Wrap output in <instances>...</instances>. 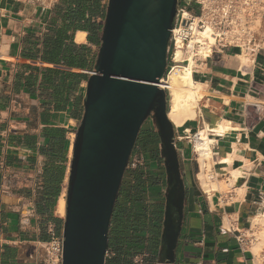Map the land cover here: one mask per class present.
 Returning a JSON list of instances; mask_svg holds the SVG:
<instances>
[{
    "label": "crops",
    "instance_id": "0c3cea01",
    "mask_svg": "<svg viewBox=\"0 0 264 264\" xmlns=\"http://www.w3.org/2000/svg\"><path fill=\"white\" fill-rule=\"evenodd\" d=\"M70 1L0 0V264H57L48 245L63 238L66 215L58 207L64 199L66 210L72 146L108 2L95 15L89 0L79 25L70 20L77 13ZM79 33L86 34L82 43ZM242 56L231 49L193 62L205 96L195 119L174 125L185 187L174 264H263L264 252H254L253 240L241 244L237 231H251L264 216V45L250 65ZM223 122L226 131L209 134L210 193L186 137ZM230 156L233 163L222 164ZM229 168L241 175L215 189L229 181ZM151 258L146 264H161L160 251Z\"/></svg>",
    "mask_w": 264,
    "mask_h": 264
},
{
    "label": "water",
    "instance_id": "95a60500",
    "mask_svg": "<svg viewBox=\"0 0 264 264\" xmlns=\"http://www.w3.org/2000/svg\"><path fill=\"white\" fill-rule=\"evenodd\" d=\"M179 0H108L74 143L61 264H106L109 230L140 131L153 117L167 176L160 263L174 264L185 187L168 116V48ZM182 218V215H181Z\"/></svg>",
    "mask_w": 264,
    "mask_h": 264
},
{
    "label": "built area",
    "instance_id": "2783aa9c",
    "mask_svg": "<svg viewBox=\"0 0 264 264\" xmlns=\"http://www.w3.org/2000/svg\"><path fill=\"white\" fill-rule=\"evenodd\" d=\"M204 33H207L208 37L203 38ZM263 45L264 0H179L168 48V69L175 65L190 64L188 58L176 60L178 52H184L196 61L231 49L239 50L250 65L263 49ZM198 134L199 131L186 137L193 145L196 160L194 144ZM144 166L143 152H133L127 170L135 171ZM237 233L241 244L248 245L252 241L247 232ZM48 250L55 262L61 264L63 238H53ZM113 255L108 249L107 259ZM148 258L149 255L144 252L133 257V263L144 264ZM262 262L264 264V253Z\"/></svg>",
    "mask_w": 264,
    "mask_h": 264
},
{
    "label": "trees",
    "instance_id": "16d2710c",
    "mask_svg": "<svg viewBox=\"0 0 264 264\" xmlns=\"http://www.w3.org/2000/svg\"><path fill=\"white\" fill-rule=\"evenodd\" d=\"M88 1L69 2L70 9L73 6L77 9V13H73L70 18L73 24L80 25L84 20ZM93 2V13L98 15L101 10V0H93ZM102 29L103 23L101 32ZM169 71L168 69L167 74ZM142 134L143 131L139 134L136 147L140 145L146 154V170L142 168L135 171L127 170L124 175L109 230V250L114 255L107 259L106 264H134L135 255L145 250L151 251L154 236L163 223L164 211H161V208L159 210L155 207L152 209L146 207L148 191H152V194L158 198L159 188L163 185L166 176L159 166L163 161L158 155L160 141L156 135L148 133L142 139Z\"/></svg>",
    "mask_w": 264,
    "mask_h": 264
},
{
    "label": "bare ground",
    "instance_id": "6f19581e",
    "mask_svg": "<svg viewBox=\"0 0 264 264\" xmlns=\"http://www.w3.org/2000/svg\"><path fill=\"white\" fill-rule=\"evenodd\" d=\"M202 37H208L207 33L202 34ZM85 38V33H79L77 36V41L82 43L85 41ZM187 58L190 59V66L192 65V68H189L188 66L184 65H175L173 68L170 69L164 81L161 82V87L167 90L169 93L170 106L168 116L176 127H183L184 125H186L187 122L197 117V109L199 106V102L205 96V91L202 85L196 84L193 80V68L195 65V63L193 62H195V60L190 58V56L186 55L184 52L177 53L176 60L181 61ZM241 59L244 63H246L247 60L244 56H242ZM228 128L229 124L226 122L221 123V125H219V127L217 128L212 129L207 127L205 130L199 132L198 139L195 141L194 144V150L197 155V160L200 163V173L198 175V178L201 181L202 187L210 193L213 192L212 179L215 177L214 174H212V167L209 162L212 156L210 148L212 140L209 137V134L223 133ZM232 163L233 157L231 156L222 162V164H227L229 166ZM231 168L227 169L232 175L230 179L228 178L229 181H221L219 187L215 189L223 191L227 187L229 188V186L234 184V180L239 177V175H241L239 172L240 170H232ZM58 212L60 214H64L65 212L66 215L64 199L60 201ZM257 225H261L263 227V230L258 236L260 238L259 243L256 244L253 248L255 252H259L261 246L264 245V216L255 220L253 227Z\"/></svg>",
    "mask_w": 264,
    "mask_h": 264
},
{
    "label": "rangeland",
    "instance_id": "374dc122",
    "mask_svg": "<svg viewBox=\"0 0 264 264\" xmlns=\"http://www.w3.org/2000/svg\"><path fill=\"white\" fill-rule=\"evenodd\" d=\"M171 66V65H170ZM168 75V74H167ZM167 91V90H166ZM167 101H168V107L170 106V96H169V93L167 91ZM144 132V134H142L143 136H141L142 139H144V136H146L145 134H150L149 132L153 133L154 132V127L149 123V121H147L140 132ZM139 151H142V148L141 146H137L135 147L134 149V153H137ZM192 151H193V145H192ZM143 152V151H142ZM144 154V157H145V166L142 168V169H145L146 170V165H147V161H146V154L143 152ZM158 155H160V143H158ZM160 157V156H159ZM159 166L160 168H162V170L164 171L165 173V166L163 164V161L159 163ZM166 176L164 177V183L163 185H161V187L159 188V191H160V195L159 197L157 198L156 196H154L152 194V191H148L147 193V196H146V207L148 209H152V208H156V209H159L161 208V211L164 210V206H165V195H166ZM153 196L155 198H153ZM160 210V209H159ZM260 226V227H259ZM256 227V228H255ZM255 227H252L251 231L247 232V236L248 237H251V239L253 240L254 244H258L259 241H260V238L258 237L259 234L262 232V226L261 225H257ZM162 233H163V223L160 227V231L158 230V233L156 232L155 236H154V239L152 241V244H151V251L150 250H145L139 254H142V253H147L149 255V258H150V253H152V261L155 260V259H158V256H159V251H160V247H161V237H162ZM254 245V246H255ZM263 248V249H262ZM261 250V251H260ZM259 252H255L256 254L257 253H260V252H264V245L261 246ZM138 255V254H137ZM136 256V255H135ZM134 256V257H135ZM146 264V262L144 263Z\"/></svg>",
    "mask_w": 264,
    "mask_h": 264
},
{
    "label": "flooded vegetation",
    "instance_id": "af4514ba",
    "mask_svg": "<svg viewBox=\"0 0 264 264\" xmlns=\"http://www.w3.org/2000/svg\"><path fill=\"white\" fill-rule=\"evenodd\" d=\"M147 121H149V123L154 127V132H153V133L149 132V133L152 134V135H156V136L158 137L159 141H160V144H161L160 137H159V135H158V132H157V130H156V126H155V124H154V123H155L154 118H153V117H150ZM147 121H146V122H147ZM165 173H166V170H165ZM166 186H167V176H166ZM173 211H174L175 218H176V220H177V225H178V221H179V219H180L178 198L176 199V202H175V206H174V208H173Z\"/></svg>",
    "mask_w": 264,
    "mask_h": 264
}]
</instances>
